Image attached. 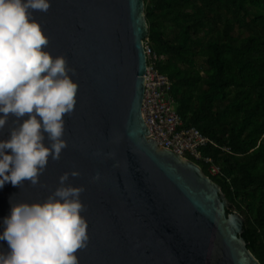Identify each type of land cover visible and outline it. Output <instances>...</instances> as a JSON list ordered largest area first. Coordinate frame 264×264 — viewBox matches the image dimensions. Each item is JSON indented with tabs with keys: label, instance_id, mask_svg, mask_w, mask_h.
<instances>
[{
	"label": "water",
	"instance_id": "water-1",
	"mask_svg": "<svg viewBox=\"0 0 264 264\" xmlns=\"http://www.w3.org/2000/svg\"><path fill=\"white\" fill-rule=\"evenodd\" d=\"M49 3L46 13L33 12L49 40L44 50L66 57L78 85L75 109L64 117L67 147L59 161L49 157L44 187L25 181L0 188V234L11 202H43L61 175L78 171L66 182L85 188L88 242L76 253L78 264H262L242 236L244 217L228 213L222 187L150 134L142 110L145 0ZM15 119L9 116L0 140L9 138ZM9 251L0 240V253Z\"/></svg>",
	"mask_w": 264,
	"mask_h": 264
},
{
	"label": "trees",
	"instance_id": "trees-1",
	"mask_svg": "<svg viewBox=\"0 0 264 264\" xmlns=\"http://www.w3.org/2000/svg\"><path fill=\"white\" fill-rule=\"evenodd\" d=\"M157 68L186 127L209 138L198 162L244 217L264 264V0H145Z\"/></svg>",
	"mask_w": 264,
	"mask_h": 264
},
{
	"label": "clouds",
	"instance_id": "clouds-1",
	"mask_svg": "<svg viewBox=\"0 0 264 264\" xmlns=\"http://www.w3.org/2000/svg\"><path fill=\"white\" fill-rule=\"evenodd\" d=\"M49 8V0H0V130L10 115L16 118L9 138L0 140V188L6 182L20 188L25 181L44 187L40 176L49 157L59 161L67 147L64 117L75 109L78 85L66 57L44 50L49 40L33 12ZM69 175L80 173L61 175L43 202H11L0 234L10 251L0 253V264H78L76 253L88 242L80 200L85 188L66 184ZM99 179L97 172L92 180Z\"/></svg>",
	"mask_w": 264,
	"mask_h": 264
},
{
	"label": "built area",
	"instance_id": "built-area-1",
	"mask_svg": "<svg viewBox=\"0 0 264 264\" xmlns=\"http://www.w3.org/2000/svg\"><path fill=\"white\" fill-rule=\"evenodd\" d=\"M145 51L147 70L142 110L150 134L162 146L186 157L202 160L212 174H218L220 166L210 157H204L201 152L208 145L209 138L197 127L184 125L170 94L171 80L158 70L157 54L147 42Z\"/></svg>",
	"mask_w": 264,
	"mask_h": 264
},
{
	"label": "rangeland",
	"instance_id": "rangeland-1",
	"mask_svg": "<svg viewBox=\"0 0 264 264\" xmlns=\"http://www.w3.org/2000/svg\"><path fill=\"white\" fill-rule=\"evenodd\" d=\"M174 107H175V105H174Z\"/></svg>",
	"mask_w": 264,
	"mask_h": 264
}]
</instances>
